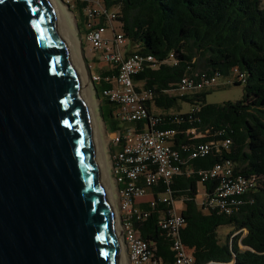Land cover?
Segmentation results:
<instances>
[{"label":"trees","instance_id":"trees-1","mask_svg":"<svg viewBox=\"0 0 264 264\" xmlns=\"http://www.w3.org/2000/svg\"><path fill=\"white\" fill-rule=\"evenodd\" d=\"M91 0H74L77 29L86 32V9ZM64 2V1H63ZM114 12L129 48V54L152 56L133 76L138 92L148 91L147 117L128 127L135 131L173 130L172 146L184 161L182 172L165 186L152 188L154 206L144 207L146 217L133 226L139 238L148 243L154 258L174 264L171 238L159 226L172 209L162 202L181 200L184 227L181 243L194 258V264H264V6L261 0H97ZM113 22V23H114ZM104 25L103 20H98ZM112 23V24H113ZM84 48V44L82 43ZM133 49V50H132ZM244 74L243 96L236 102L209 104L211 90L193 95L175 93L183 76L206 74L231 78L232 70ZM116 69L108 66L93 82L99 100V115L107 132L123 128L115 118V106L102 96L112 86ZM138 85V86H137ZM179 101L191 105L181 112ZM176 109V112H172ZM153 111V113H152ZM159 112V113H156ZM229 140L228 149L222 143ZM207 144L205 156L189 158L190 150ZM188 148V149H184ZM230 162L232 177L251 180V187L237 196L240 204L229 214L206 204L214 196L220 179L201 180L199 171ZM203 200L198 206V185ZM168 189L169 192L165 190ZM229 228L222 242L218 229ZM243 247V248H242Z\"/></svg>","mask_w":264,"mask_h":264},{"label":"water","instance_id":"water-1","mask_svg":"<svg viewBox=\"0 0 264 264\" xmlns=\"http://www.w3.org/2000/svg\"><path fill=\"white\" fill-rule=\"evenodd\" d=\"M0 264H122L87 98L48 0H0Z\"/></svg>","mask_w":264,"mask_h":264},{"label":"built area","instance_id":"built-area-1","mask_svg":"<svg viewBox=\"0 0 264 264\" xmlns=\"http://www.w3.org/2000/svg\"><path fill=\"white\" fill-rule=\"evenodd\" d=\"M65 3L74 0H62ZM86 32L84 40L93 51L100 52L103 61L111 68L116 69L112 86L102 92V96L115 106V118L124 126L111 135V144L117 151L111 155L110 175L112 176L118 201V227L122 241L126 264H163L154 258L153 251L147 242L139 238L133 226V220L139 221L146 217V213L136 208V202L145 197L146 191L158 184L167 186L172 177L182 172L184 165L180 154L172 146L173 130L135 131L128 124L135 123L147 117L149 112L145 103L150 99L148 91L138 92L135 89L133 76L140 72L146 64L154 62L152 56H142L136 53L125 55L126 40L122 33L116 31L113 22L116 17L111 10L104 8L97 1H89L86 12ZM103 20L104 25H99ZM111 31V37L104 36L105 31ZM231 78H227L223 85L233 81H245L243 73L232 70ZM99 80L92 76V81ZM217 76L206 74L183 76L177 84L175 93L179 95H193L214 88ZM229 140L221 145L228 149ZM184 149H188L185 148ZM189 150V149H188ZM209 145L199 144L190 150L189 158L202 157L208 154ZM201 180L207 178L220 179V185L214 196L206 204L218 207L229 214L232 206L240 204L237 196L251 187V180L241 176L232 177L230 162L216 164L206 171H199ZM169 192L168 189L165 190ZM162 202L171 205L172 209L166 217H162L159 226L171 238V250L174 253V264H194V258L179 238V231L184 227V221L174 208V203L165 195ZM154 206V199L149 202Z\"/></svg>","mask_w":264,"mask_h":264},{"label":"rangeland","instance_id":"rangeland-1","mask_svg":"<svg viewBox=\"0 0 264 264\" xmlns=\"http://www.w3.org/2000/svg\"><path fill=\"white\" fill-rule=\"evenodd\" d=\"M57 2V4L62 8L64 14H66L65 16H67L70 19L71 22V29L73 31L74 36L77 39V51L80 57V62H81V66L80 68L82 69V71L84 72V69L86 71V80L87 83L90 87L91 93H92V100L94 104V112H95V116H96V128L99 130V134H98V140L100 142V148L103 150L104 152V157H105V161H106V167H107V180H106V184H107V189H108V193L110 194V202L112 201V205L114 206V211H115V215L117 217V222H118V202H117V198H115V191H116V185L115 182L112 178V176L110 175V166H111V135L112 133L107 132L106 127L99 115V100L97 99V96L95 95L94 89H93V83L92 81V76H99V73L105 69H107L106 67V63L103 61L102 59V55L100 52L97 51H93L89 45L85 42L84 37L82 36V39L78 33V29H77V18L76 15L77 13L74 12L75 9H73V3H65L63 1L60 0H55ZM93 1H97V0H93ZM100 2V0H99ZM261 4L262 6H264V0H261ZM114 12H117V9L113 10ZM113 27L116 31H120L119 29V23L117 21H115L113 23ZM111 31L109 29H107L104 33V36L106 37H111ZM82 43L84 44V48L82 47ZM128 46V44L126 43L125 47ZM133 50V49H132ZM84 66V69H83ZM225 82L224 78H218L216 85L214 86L213 89H211L210 93L206 96V102L209 104H220V103H224V102H236L238 100H240L243 96V84L240 86H235V85H230V86H226L223 85V83ZM179 105L181 106V112H187L191 109V105L186 103V102H182L179 101ZM172 112H176V109H172ZM153 113V111H152ZM95 122V121H94ZM95 125V124H94ZM100 136V137H99ZM100 149V150H101ZM104 170V167H103ZM117 193V192H116ZM203 200V187L201 184L198 185V195L196 196V202L198 204V206L201 205V202ZM118 201H119V197H118ZM174 208L176 210L177 213H180L183 209H184V204L181 200H178L176 202H174ZM229 228L227 227H220L218 229V233H219V237L221 239V241L223 242L225 240V236L226 234L229 232ZM122 243V241H121ZM123 246V245H122ZM243 248V247H242ZM124 255V259H125V254ZM125 264H126V260H125Z\"/></svg>","mask_w":264,"mask_h":264},{"label":"bare ground","instance_id":"bare-ground-1","mask_svg":"<svg viewBox=\"0 0 264 264\" xmlns=\"http://www.w3.org/2000/svg\"><path fill=\"white\" fill-rule=\"evenodd\" d=\"M52 6V9L54 10L55 13V17L57 19V21L59 22V24L61 25L67 40L73 50L74 53V57H75V61L77 64V68H78V72H79V76L83 85V89L87 98V102H88V106L90 109V113H91V117H92V121H93V126H94V130H95V135H96V139L98 138V134H99V130L96 128L97 122H96V116H95V112H94V104L93 100H92V93L90 90V87L87 83L86 80V71L84 69V72L82 71V69L80 68L81 66V62H80V57L77 51V39L73 34V31L71 29V22L70 19L65 16L66 14H64L62 8L57 4V2L55 0H48ZM95 121V122H94ZM95 124V125H94ZM100 137V136H99ZM97 144H98V148H99V153H100V157H101V162H102V166L104 167V175L105 178L107 180V167H106V161H105V155L103 150L100 148V142L97 139ZM101 149V150H100ZM110 196V194H109ZM111 206H112V211H113V215H114V220H115V225H116V231H117V236H118V241H119V246H120V251H121V258H122V264H125V259H124V249L121 243V239H120V231H119V227H118V223H117V217L115 215V211H114V206L112 205V201H111Z\"/></svg>","mask_w":264,"mask_h":264},{"label":"crops","instance_id":"crops-1","mask_svg":"<svg viewBox=\"0 0 264 264\" xmlns=\"http://www.w3.org/2000/svg\"><path fill=\"white\" fill-rule=\"evenodd\" d=\"M124 53H125V55L127 56V55H130L129 53H130V50H129V48H127V47H125L124 48ZM106 67L108 68V65H106ZM138 86V85H137ZM156 113H159V112H156ZM117 147H115V146H111V155L114 153V152H116L117 151ZM153 192H152V190H147L146 191V195H145V197L143 198V199H141V200H138L137 202H136V208H138V210H144V207L145 206H148V203L153 199V194H152ZM204 194V193H203ZM114 195H115V198H117V202H118V195H117V193H116V191H115V193H114Z\"/></svg>","mask_w":264,"mask_h":264}]
</instances>
